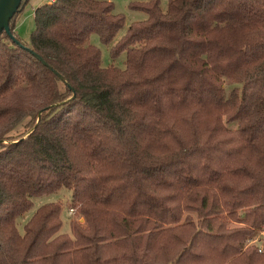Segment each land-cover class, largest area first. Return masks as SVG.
<instances>
[{
    "label": "trees",
    "instance_id": "trees-1",
    "mask_svg": "<svg viewBox=\"0 0 264 264\" xmlns=\"http://www.w3.org/2000/svg\"><path fill=\"white\" fill-rule=\"evenodd\" d=\"M25 2L0 33V264H264V0L135 1L124 67L90 42L125 25L112 0L40 4L29 43ZM62 187L84 220L49 201L20 230Z\"/></svg>",
    "mask_w": 264,
    "mask_h": 264
},
{
    "label": "rangeland",
    "instance_id": "rangeland-1",
    "mask_svg": "<svg viewBox=\"0 0 264 264\" xmlns=\"http://www.w3.org/2000/svg\"><path fill=\"white\" fill-rule=\"evenodd\" d=\"M115 5V12L121 13L125 16V25L119 31L115 39L111 44H104L97 33H93L90 37V42L95 46L99 47L102 51V64L103 66H109L114 64L118 67H124L126 61V53H122L119 57L113 59L111 55V47L114 45L122 36H124L131 24L137 21H142L148 17V14L142 10L135 9L132 7V3L135 1L149 2L150 0H112ZM48 2V0H26L19 19L16 25V32L20 40L24 43H29L30 34L34 28V9L42 3ZM169 0H161V6L164 10L168 8ZM232 127H235L232 125ZM24 127L21 125L16 129V133L22 131ZM55 202L62 207V219H63V232H71L70 219L73 217L79 218L83 221L84 218L81 216L79 211L76 210L74 214L69 213V209L73 206V190L62 187L55 192L49 194L39 195L33 198V206L26 211L22 216L18 218V227L22 229L23 223L33 214L36 208L45 202ZM234 225V224H233Z\"/></svg>",
    "mask_w": 264,
    "mask_h": 264
},
{
    "label": "water",
    "instance_id": "water-1",
    "mask_svg": "<svg viewBox=\"0 0 264 264\" xmlns=\"http://www.w3.org/2000/svg\"><path fill=\"white\" fill-rule=\"evenodd\" d=\"M21 0H0V33L7 32L10 36L9 21L19 9Z\"/></svg>",
    "mask_w": 264,
    "mask_h": 264
},
{
    "label": "built area",
    "instance_id": "built-area-1",
    "mask_svg": "<svg viewBox=\"0 0 264 264\" xmlns=\"http://www.w3.org/2000/svg\"><path fill=\"white\" fill-rule=\"evenodd\" d=\"M51 1H53V0H49L48 2H51ZM75 211H76V208L75 207H70V209H69V213L70 214H73ZM261 234L264 235V231H262ZM259 240H260V237L258 235L257 237L251 239L249 242L250 243H252V242H259Z\"/></svg>",
    "mask_w": 264,
    "mask_h": 264
},
{
    "label": "crops",
    "instance_id": "crops-1",
    "mask_svg": "<svg viewBox=\"0 0 264 264\" xmlns=\"http://www.w3.org/2000/svg\"><path fill=\"white\" fill-rule=\"evenodd\" d=\"M49 1V0H48ZM16 30V29H15Z\"/></svg>",
    "mask_w": 264,
    "mask_h": 264
}]
</instances>
